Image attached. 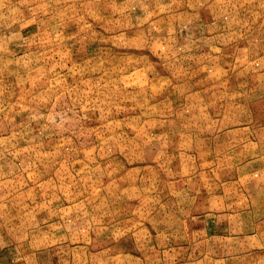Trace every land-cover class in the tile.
<instances>
[{
    "label": "rangeland",
    "instance_id": "374dc122",
    "mask_svg": "<svg viewBox=\"0 0 264 264\" xmlns=\"http://www.w3.org/2000/svg\"><path fill=\"white\" fill-rule=\"evenodd\" d=\"M0 264H264V0H0Z\"/></svg>",
    "mask_w": 264,
    "mask_h": 264
}]
</instances>
